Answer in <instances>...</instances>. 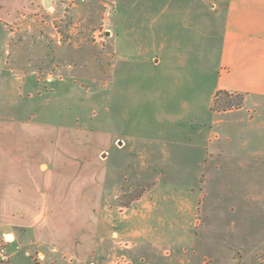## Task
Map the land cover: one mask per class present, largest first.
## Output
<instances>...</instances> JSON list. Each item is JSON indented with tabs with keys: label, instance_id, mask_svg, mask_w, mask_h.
<instances>
[{
	"label": "rangeland",
	"instance_id": "374dc122",
	"mask_svg": "<svg viewBox=\"0 0 264 264\" xmlns=\"http://www.w3.org/2000/svg\"><path fill=\"white\" fill-rule=\"evenodd\" d=\"M50 2L0 5V166L18 187L37 180L59 197L12 215L38 207L59 222L43 235L58 232L61 252L49 254L64 264H137L154 253L140 251L151 243L135 225L169 221L157 264H264V162L204 149L210 114L241 107L212 101L224 13L195 0ZM174 188L191 196L190 216ZM143 197L155 211L126 225ZM25 251L11 246L9 264L43 257Z\"/></svg>",
	"mask_w": 264,
	"mask_h": 264
},
{
	"label": "crops",
	"instance_id": "0c3cea01",
	"mask_svg": "<svg viewBox=\"0 0 264 264\" xmlns=\"http://www.w3.org/2000/svg\"><path fill=\"white\" fill-rule=\"evenodd\" d=\"M195 1L204 4V15L207 13L208 4H210L216 10L220 9L225 16L220 43L217 85L213 91L212 101L221 92H226L233 97H242L244 101L238 109L216 111L210 114L208 118L209 133L204 140V149L213 156L227 157L243 162H264V0ZM1 3L2 0H0V5ZM200 13H202L201 9ZM204 36H206V31ZM211 107L210 105L209 108ZM38 164L39 161L36 168L39 172ZM14 173L11 166H0V214H2L0 215L2 222L0 228L6 229L9 233V235L4 234V231L1 233V236H6L9 241L7 251L11 246H15L17 249L26 250L25 254L29 258H32V255L37 252L39 256H43L42 259L35 261V264H64L63 261L57 259V256L49 254L61 252L58 232L49 237L43 235V230L47 227L53 226L58 231L59 222H44V219L42 220L38 216V207H31L29 213L20 214L21 216H14L12 213L15 212L9 210V206L17 203H25L29 206L59 204V197L49 196L48 188L44 184H39L37 180L32 182L23 179L22 182L27 183V186L25 187L21 183L18 187L13 179ZM156 189L153 187L152 191L156 195L157 201L169 203L173 199L176 201V197H172V193H170L172 189H166L167 192L162 193L158 189L156 192ZM173 190L179 192L181 196L179 200L180 212L190 216L194 209L193 202L190 201L191 196L185 197L186 194L181 189L174 188ZM135 207L138 211L133 212L128 218L125 217L126 220H122L126 225H134L132 222L135 220L147 219L149 214L155 211L154 207L146 202L145 197L141 202H137ZM34 212L35 214H33ZM16 214L18 213L16 212ZM164 219L162 215L158 218L161 222ZM169 224L172 226L168 231L165 230L162 223L161 226L159 225L160 227L150 229L139 228L135 225L137 229L133 230L134 232L131 234L149 237L147 239L151 243L142 241L139 244L140 251L151 249L150 251L155 254V256L151 254L150 257L148 255L139 257L137 264H150V261L157 264L155 259L159 260V257H164L163 254H159L162 252L160 245L163 241L169 244L167 237L176 232L175 225L170 221ZM18 228L23 231L16 232ZM114 235L120 237L119 233H114ZM168 251L170 250H165V252ZM9 255L11 259L10 252ZM32 260L34 261L35 258Z\"/></svg>",
	"mask_w": 264,
	"mask_h": 264
},
{
	"label": "built area",
	"instance_id": "2783aa9c",
	"mask_svg": "<svg viewBox=\"0 0 264 264\" xmlns=\"http://www.w3.org/2000/svg\"><path fill=\"white\" fill-rule=\"evenodd\" d=\"M84 2H92L94 0H82ZM0 242V264H8L10 261V255L7 251V243L9 242L6 237H2ZM73 264V263H71Z\"/></svg>",
	"mask_w": 264,
	"mask_h": 264
},
{
	"label": "trees",
	"instance_id": "16d2710c",
	"mask_svg": "<svg viewBox=\"0 0 264 264\" xmlns=\"http://www.w3.org/2000/svg\"><path fill=\"white\" fill-rule=\"evenodd\" d=\"M221 95L223 96V100L224 101H231L232 98H233V96H231L230 94H228L226 92H221V93H218V96H217L216 100L218 98H220ZM239 102H240L239 104L242 105V102H243V98L242 97L240 98Z\"/></svg>",
	"mask_w": 264,
	"mask_h": 264
},
{
	"label": "water",
	"instance_id": "95a60500",
	"mask_svg": "<svg viewBox=\"0 0 264 264\" xmlns=\"http://www.w3.org/2000/svg\"><path fill=\"white\" fill-rule=\"evenodd\" d=\"M45 2H46V4H47L48 6H50V4H51L50 0H45Z\"/></svg>",
	"mask_w": 264,
	"mask_h": 264
},
{
	"label": "bare ground",
	"instance_id": "6f19581e",
	"mask_svg": "<svg viewBox=\"0 0 264 264\" xmlns=\"http://www.w3.org/2000/svg\"><path fill=\"white\" fill-rule=\"evenodd\" d=\"M10 238V237H9Z\"/></svg>",
	"mask_w": 264,
	"mask_h": 264
}]
</instances>
